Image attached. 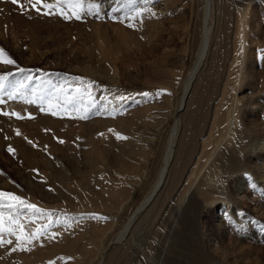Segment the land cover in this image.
<instances>
[{
  "label": "bare ground",
  "instance_id": "bare-ground-1",
  "mask_svg": "<svg viewBox=\"0 0 264 264\" xmlns=\"http://www.w3.org/2000/svg\"><path fill=\"white\" fill-rule=\"evenodd\" d=\"M201 1V25L189 40V58L196 60L189 73L157 79L158 86L143 87L154 89L142 91L141 96L124 89L113 76L109 82L73 80L66 74L46 79V87L50 81L73 96L80 89L84 103L75 109L69 105L56 124L44 128L40 122L30 128L37 148L56 152L38 157V172L61 183L51 190L41 186L47 193H41V213L50 217L20 211L14 231L19 235L23 225L24 239L36 238L26 246V251L31 250L29 263L19 255L23 244H17V258L22 260L18 263L228 264L224 244L219 245L222 224L233 214L241 218L245 200L241 191L257 186L253 183L256 174L264 176V90L254 86L264 51L253 61L249 50L264 31V12L258 19L254 16L264 0ZM173 9L170 1L156 6L152 18L160 20ZM194 11L190 9L192 16L197 14ZM214 16L215 24L210 25ZM120 38L127 40L125 35ZM254 62L259 64L251 65ZM247 80H252V87L246 85ZM152 96L160 98L156 107ZM138 97L146 107L143 114L127 108ZM56 103L64 112L63 102ZM162 103L164 118L159 116ZM26 131L19 128L6 135L13 143H21H15L17 150L31 154L30 146L21 141L27 138ZM80 153L90 163L81 156L85 162L76 164L86 170L78 171L81 176L92 167L102 172L94 175L91 186L92 174L81 179L67 175L64 162L76 163ZM7 179L3 173L0 184ZM211 210H219L221 220L210 234L205 216ZM146 222L152 239L149 251L141 243V226ZM180 223L183 228L186 224V230L174 234Z\"/></svg>",
  "mask_w": 264,
  "mask_h": 264
},
{
  "label": "rangeland",
  "instance_id": "rangeland-1",
  "mask_svg": "<svg viewBox=\"0 0 264 264\" xmlns=\"http://www.w3.org/2000/svg\"><path fill=\"white\" fill-rule=\"evenodd\" d=\"M106 1L41 0V3L37 5L40 11L37 12L31 7V3H35L36 0H31V2L30 0H19L18 4H13L11 0H0V49H3L8 58L15 61L14 65H7L0 60V76L7 75L9 77V80L4 82L2 94L4 103L0 104V113L20 114L19 119L13 115L0 114V135L3 129L7 128L5 136L4 134L0 136V176L2 177L4 173L8 178L4 181L6 184L1 182L0 192L17 195L27 204H39L40 208L37 209L40 210V213L41 193L47 195L41 186L45 185L46 188H50L58 186L61 182L55 181L52 175L43 176L40 173L41 158L38 159V157L46 154L55 155L56 152L54 149L41 151L42 149L37 148L38 143L31 139L30 128L33 129L34 125L40 122L44 128H47L49 123L56 124L63 119L64 113L68 112L70 107L64 105V112H62L60 110L62 107L55 100L51 101L53 107H49L48 100L43 102L37 100L33 103L34 106H31L32 104L29 105L24 99H11L8 97V93L12 91L10 90V82L21 81L25 75L30 74L33 77L31 84L45 88L46 79L51 80L56 74H66L73 80L76 78H80L77 80L96 78L102 82H109L108 78L113 76L118 78L124 89L134 95L141 96L142 91L154 89L143 90V87L146 88L150 84L158 86L156 84L157 79H167L171 75H179L184 72L189 73L190 67L196 62L195 59L189 58L192 57L189 52V40L191 33H195L201 25L200 19L203 11L201 0H194V2L193 0H134V2L132 0H108L110 4ZM169 1L174 7L171 14L163 16L160 20H153L154 7L162 6ZM44 4H52L53 8L51 10L45 8L43 7ZM76 4H79L80 7H74ZM92 5L95 7H91ZM212 7L214 10V2H212ZM192 8L196 10L194 12L197 13L198 18L190 14ZM257 10L254 11L256 19L264 12V5H259ZM73 12L79 14L81 18L76 19ZM137 12L140 13L139 16H136ZM65 15L69 18L65 19ZM129 17L136 18L130 19ZM214 21L215 16L213 20L211 19L210 25H214ZM123 35L127 37V40H121L120 37ZM249 50L250 59L257 61L260 56L259 51H264V31L259 33L258 44L250 46ZM187 62L190 63L187 64ZM253 64L258 65L259 63H251V65ZM20 68L25 69L26 74H20L18 71ZM255 75L258 78L254 86L264 90V61L256 68ZM245 83L248 87L253 86L252 80H247ZM243 95L246 94H240V96ZM138 98L130 101L127 108L130 112L136 113L139 110L138 112L143 114L142 110L146 107L144 101L140 100V97ZM151 99L155 107L159 105L160 98L152 96ZM163 103L159 109L161 118H164L163 113H161ZM57 109L61 112H58ZM53 111L57 114L52 115ZM96 117L101 118L99 115ZM19 128L27 129L24 133L27 138L17 139V141L21 140L24 145L28 144L29 150H32L33 153L26 154L20 148L17 150L15 143L18 145L21 143H13L10 141L11 137L6 135L9 133L11 135ZM12 136V138H16L18 135ZM8 148H12L14 151L9 152ZM32 148H35L34 151ZM33 154H35L36 162ZM81 156L87 159L85 155L80 153L76 163H72L71 160L64 162L69 171L67 175L81 179L83 176L92 174L89 183L91 186L94 175L97 176L99 174L96 173L102 172L96 171L95 167H92L88 173L81 176L78 171L82 172L84 168L76 166V164L82 166L85 162V159H80ZM116 166L118 167V165ZM39 170L40 172H38ZM260 173L254 176L253 183L257 186L254 185V188L241 191L245 199L242 201L241 218L233 214L231 216L233 218L224 222L220 229L219 245L224 244V247L220 246L227 251L226 260H228V264H264V176ZM8 202L6 198L3 199L4 204ZM24 205L23 207L18 206L22 213H26L28 210L34 211L28 209L26 204ZM11 210L15 211V209ZM11 210L9 211L7 207L0 205V213H4L5 217V228L9 227V220L6 219L12 212ZM14 217L16 216L12 218L14 219ZM38 217L41 218V214H38ZM16 219L18 222L19 217ZM220 220L219 210L217 212L211 210L208 216H205V226L210 234L215 233ZM147 225L148 222L141 226V232H144L141 243L149 251L152 239ZM179 230L180 234L184 233L186 224L184 228L181 223L178 224L174 234ZM14 236L7 231L0 233V240L3 241L0 244L1 264L3 261L9 264L11 259L13 260L10 264H24L18 263L19 260L22 261V258L25 262L30 261L31 250L27 249L29 251H26V246L29 244L26 242L27 239L23 240L25 243L17 242V238L14 239ZM9 240L12 241L11 244L7 243ZM17 244H23L25 247L22 245V250H20L21 248ZM18 248H20L21 253ZM13 249H16L17 253ZM77 250L79 251V248ZM18 253H20V257L22 256L21 259L17 258ZM15 258H17L16 262L14 261Z\"/></svg>",
  "mask_w": 264,
  "mask_h": 264
},
{
  "label": "snow or ice",
  "instance_id": "snow-or-ice-1",
  "mask_svg": "<svg viewBox=\"0 0 264 264\" xmlns=\"http://www.w3.org/2000/svg\"><path fill=\"white\" fill-rule=\"evenodd\" d=\"M11 2L13 4H18L19 0H11ZM31 2V0H30ZM132 2H134V0H132ZM41 3V0H36L35 3H31V7L33 9H35L37 12L40 11V9L37 7L38 4ZM43 7L48 8V9H52L53 5L52 4H44ZM74 7L79 8L80 5L76 4ZM91 7H95V5H92ZM47 14V13H46ZM73 15L76 16V19H80L81 16L75 12H73ZM140 13L137 12L136 16H139ZM65 19H68L69 16L65 15L64 17ZM130 19H135L136 17H129ZM0 60L3 61L4 64L7 65H14L15 61L11 58H8L5 54L3 49H0ZM20 74H24L25 73V69L20 68L19 70ZM76 79H80V78H76ZM9 77L7 75L5 76H0V104L4 103V98H3V92H4V82L8 81ZM33 77L32 75H25L24 79L21 81H16L15 83H11L10 87L12 88V91H10L8 93V97L11 99H24V101L28 104H32L35 103L37 100H39L40 102H43L44 100H48L49 101V107H53L51 101L55 100V101H61L63 102L64 105H70L72 108H76L77 105H82L84 103V93L80 92V89H76V92L78 93V95H70L69 93L66 92L64 86L62 85H52L51 82H48V87L44 88L43 86H41V88H30L29 85L32 83ZM90 87V86H89ZM143 95L147 96V93H144ZM35 98V99H34ZM2 115L8 116V115H13L16 116L17 119L20 118V114L18 113H7V112H3L0 113ZM57 113L55 111L52 112V115H56ZM83 118V117H82ZM17 135H19V132H17ZM123 138V137H121ZM61 143H63V141H61ZM9 152H13L14 150L12 148H8ZM6 198L7 201H9L7 204L3 203V199ZM25 201L17 196V195H13L11 193L8 192H0V205H3L9 209H15L14 212H10L9 216L7 217V219L9 220V227L5 228L4 227V220L5 217L3 215V213H0V233H3L4 231L9 232V234L11 235H17V233L14 231V226L17 224V219H13V216H16L17 218L19 217V215L21 214L20 209H19V205H24ZM26 207L28 209H32L34 210L33 215L36 214H43V215H47V216H51V214L48 213H40V210L37 209L36 205L33 204H27ZM46 234V233H44ZM36 238V237H29L27 239V243H31L32 239ZM17 239L18 240H24V236H23V225H20V234L17 235ZM3 241L0 240V244H2ZM7 243L11 244L12 241L9 240L7 241ZM13 251H15V249H13Z\"/></svg>",
  "mask_w": 264,
  "mask_h": 264
}]
</instances>
